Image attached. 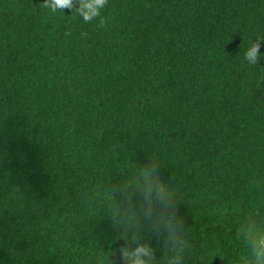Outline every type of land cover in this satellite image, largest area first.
<instances>
[{"label": "trees", "instance_id": "obj_1", "mask_svg": "<svg viewBox=\"0 0 264 264\" xmlns=\"http://www.w3.org/2000/svg\"><path fill=\"white\" fill-rule=\"evenodd\" d=\"M78 7L0 0V264H248L264 0Z\"/></svg>", "mask_w": 264, "mask_h": 264}, {"label": "clouds", "instance_id": "obj_2", "mask_svg": "<svg viewBox=\"0 0 264 264\" xmlns=\"http://www.w3.org/2000/svg\"><path fill=\"white\" fill-rule=\"evenodd\" d=\"M79 7L76 9L75 13L81 17L85 22H90L94 18L101 15V9L104 8L106 0H77ZM44 7L55 12L60 10L63 12L65 7L72 8L73 0H44ZM104 19L101 18L99 25L104 26ZM257 48L258 45L250 47L246 52V59L249 63H254L257 59ZM157 195L163 198L161 192H157ZM241 231L246 233L250 239L253 246V259L248 262V264H264V240L258 239L259 225L255 221H249L247 225H243ZM125 251V257L127 259L135 260V264H143L142 257L147 255L143 249H137L134 252Z\"/></svg>", "mask_w": 264, "mask_h": 264}]
</instances>
